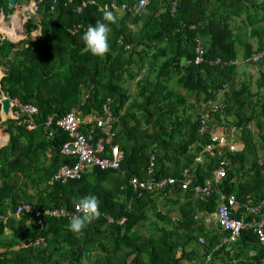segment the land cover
<instances>
[{"label":"trees","instance_id":"obj_1","mask_svg":"<svg viewBox=\"0 0 264 264\" xmlns=\"http://www.w3.org/2000/svg\"><path fill=\"white\" fill-rule=\"evenodd\" d=\"M80 1L70 5L61 1L52 9V0H40L35 15L25 23L28 33L41 29L37 39H18L11 33L9 38L0 36V65L5 68L0 91L38 108L37 127L32 130L12 119L5 122L10 137L0 148V215L14 213L22 201L42 209L73 208L78 198L94 194L101 216L82 237L69 230L66 217L47 216L42 229L31 213L0 220V264H264V247L252 228H245L236 242H224L229 231L206 228L195 213L200 208L216 211L218 192L236 194L242 205H248L249 196L255 203L264 198V92L260 91L264 68L254 90L246 80L235 84L239 71L233 62L238 59L237 42L245 45V58L253 53L242 30L249 27L254 35L264 32V24L255 27L264 19V0H217L218 4L178 0L175 13L171 0H152L139 12H116L118 22L110 25V52L104 57L86 51L81 39L103 13L97 5L77 12ZM9 2L0 0V9L13 11L14 7L7 9ZM235 16L243 28L235 27L238 33L231 24ZM181 21L201 24L178 30ZM198 37L205 43L206 56H220L221 63L187 62L195 57ZM261 42L258 50L263 51L264 62ZM146 69L149 72L142 74ZM126 80L136 82V93L130 92ZM220 92L227 105L213 113L210 130L224 124L243 125L245 149L238 154L229 147L205 151L212 139L210 131L200 133V113L204 103L219 98ZM108 97L117 116L116 141L125 153L121 168L95 167L80 179L49 184L58 167L70 159L60 152L69 134L56 127L49 135L48 116L75 109L102 114ZM153 155L158 178L181 180L189 168L195 182L203 183L214 176L221 159L229 166L208 201L180 183L160 191H136L130 178L145 177ZM161 203H178L179 218L173 219L176 211L165 210ZM242 212L236 210L235 216ZM109 216L115 221L109 222ZM123 217L126 220L120 223ZM244 217L250 220L251 211ZM41 235L46 237L45 246L21 245ZM201 236L204 242L199 241Z\"/></svg>","mask_w":264,"mask_h":264},{"label":"built area","instance_id":"obj_2","mask_svg":"<svg viewBox=\"0 0 264 264\" xmlns=\"http://www.w3.org/2000/svg\"><path fill=\"white\" fill-rule=\"evenodd\" d=\"M39 1L40 0L35 1L34 11L39 8ZM61 1H63L65 5H70L74 0H52L51 8L54 9ZM151 1L152 0H148V3L144 7ZM171 3V11L175 12L178 7V1L173 0ZM139 4L140 0H135L132 3L120 0H105L103 2H99L98 0H81L76 6V11L82 12L89 5H97L101 12L105 6L113 13L121 12L125 9H132L134 12H139L142 9ZM200 24V22L188 23L181 21L178 30L187 27L188 29H195ZM75 31L76 29H74L73 32ZM4 34L7 35L5 37H8L6 32H4ZM129 46L130 45H126V47ZM262 56L263 52H257L253 54V60L258 62ZM192 61L197 64L203 62L219 64L222 62V58L220 56L216 58L207 57L203 39L198 37L195 40V57L193 60L187 59L188 63ZM233 62L238 64L239 60H234ZM261 70H263V68H257V71ZM1 94H3L4 97H9L11 100V118L17 121L18 124L26 126L29 130L37 127L34 114L38 111V108L35 104L23 102L18 97H11L4 92H1ZM112 102V97H108L103 105L102 114H99L97 111L83 114L80 110L75 109L62 116H48L45 121V128L49 135L52 136L54 134L56 127L62 128L69 134V139L61 145L60 152L70 159V161L64 162L58 167L48 180L49 184H54L56 182L66 183L72 179H80L85 172L95 167L104 170L121 168L125 153L120 147V144L116 141L118 131L115 128V122L117 121V116L113 112L111 106ZM226 105V102L222 98H211L204 103V109L200 113V133L204 134L210 131L212 139L211 142L206 144L205 151L214 153L218 147H229V150L238 154L245 149L243 125L224 124L218 125L210 130L209 121L213 113L223 111ZM1 109L3 108L0 103V110ZM1 112L3 113V110H1ZM249 126L251 125L249 124ZM228 166L229 162L226 159H221L214 170V177H207L203 183L195 182V177L191 174L189 168L184 169V178L181 180L175 176L158 178L156 176L155 156L153 155L147 165L146 176L140 177L138 175H133L130 178V183L136 191L145 189L160 191L170 185L180 183L183 189H189L197 198L208 201L216 189L215 186L217 182L226 176ZM237 204L238 198L236 194L220 192V201L215 212V217L218 226L229 231L226 242H236L245 228H252L260 244L264 247V198L255 203L252 197H248V207L252 213V218L250 220H247L244 216H235ZM24 213H31L41 229L45 226V218L47 216L56 218L66 217L70 219L73 215L78 214L75 205L73 208L46 207L42 209L30 202L22 201L17 206L14 213L9 210L6 214L0 215V220L6 222L12 215L16 214L17 216H21ZM178 218L179 216L174 217V219ZM125 220L126 217H123L119 222L123 223ZM108 221L112 223L115 219L109 216ZM200 241L204 242V237L201 236ZM46 244V237L43 235L38 236L35 240H30L29 243H22L23 246H45ZM208 257L210 258V255Z\"/></svg>","mask_w":264,"mask_h":264},{"label":"clouds","instance_id":"obj_3","mask_svg":"<svg viewBox=\"0 0 264 264\" xmlns=\"http://www.w3.org/2000/svg\"><path fill=\"white\" fill-rule=\"evenodd\" d=\"M147 3L148 0H140V8H144ZM102 13V20L89 25L81 37L86 51L97 57H104L110 52V25L118 22L116 15L107 6L102 9ZM75 208L78 214L70 218L68 228L78 237H82L84 230L100 218V201L96 195L89 194L78 198Z\"/></svg>","mask_w":264,"mask_h":264},{"label":"rangeland","instance_id":"obj_4","mask_svg":"<svg viewBox=\"0 0 264 264\" xmlns=\"http://www.w3.org/2000/svg\"><path fill=\"white\" fill-rule=\"evenodd\" d=\"M23 1L26 2V3H29L31 0H23ZM214 3L218 4L219 2L217 0H214ZM12 7H14V9H13L12 13H10V14H16V13H18L21 10L22 3L19 1L18 4H16L15 6H12ZM220 8L222 9V6ZM35 13H36V11H33L32 13L26 14V16L24 18V23H23L24 32H23V34L17 36L18 39H20L22 37H28V36H32V38L37 39L41 35V33H40L41 29L40 28L35 29L34 31H32V33L30 35L29 34L27 35L25 33V32H27V29L25 27V23L27 22V20L30 17L34 16ZM262 13L264 14V11ZM27 16H28V18H27ZM37 19H38V17H37ZM239 21H240V17L239 16H235L234 19L231 20L232 27H233V29L235 30L236 33H238L239 29H237L235 27L243 29L242 28V24ZM7 23H8V21H7ZM260 23L264 24V19L261 22H259V24H256V26H255V27H257L256 29H260V25H261ZM3 31L6 32V33H10L11 31H13L12 25H9L7 30L5 29ZM8 31H10V32H8ZM4 32L1 31L0 35L7 36L6 34H4ZM242 32H243L244 42L251 44V46L253 48V53L251 54V56L249 58H245V51H246L245 45H243V44H241L239 42L236 43V48H237V51H238V59H239V63H238V71H239V73H238V75L236 77V80H235L236 83L235 84L237 86H239L242 80H246V81H248L250 83L252 89L257 90L258 87H259V82H260V78H261V71H257V68H264V62L261 61V60L258 61V62H255L253 60V54H255L257 52H261V53L263 52L261 50H258V47L262 44L261 41H264V32L263 33L260 32L261 34L259 33L257 35H254V33L252 32L251 28H249V27L247 29H245V30H242ZM203 43H204V41H203ZM204 45H205V43H204ZM147 71L149 72L148 69L142 70L141 73L144 74V73H147ZM125 84L130 88V92L131 93H136L137 84H136L135 81L126 80ZM179 90L182 91V92H185V90L183 88H180ZM260 91L264 92V88H260ZM187 95H188L189 101L190 102L193 101L194 97L189 95V94H187ZM222 95H223L222 92H220L218 97L222 98ZM2 126H4V124L0 123V128H2ZM261 154L264 157V150H261ZM161 207L162 208H166V206L163 203H161ZM199 241H200V237H199Z\"/></svg>","mask_w":264,"mask_h":264},{"label":"crops","instance_id":"obj_5","mask_svg":"<svg viewBox=\"0 0 264 264\" xmlns=\"http://www.w3.org/2000/svg\"><path fill=\"white\" fill-rule=\"evenodd\" d=\"M19 1L22 3V10H23V15H24V18H25V16H26V14H29L30 12L29 11H27V9H25V7H26V5H28V4H30L31 2H32V0L29 2V3H26V2H24L23 0H16V4H18L19 3ZM173 0H171V2H172ZM178 1V0H177ZM11 5V6H10ZM12 6H15V5H12L10 2H9V4H8V7H7V9H10V8H12ZM171 7H172V3H171ZM177 9H178V7H177ZM177 11V10H176ZM175 11V12H176ZM172 12V11H171ZM175 12H172V13H175ZM10 13H12V11H5V9L4 8H1L0 9V21H3V23H1V27H2V29L3 30H7V28L9 27V25H13V23L12 22H9L8 21V23H7V21H4V18L6 17V15H11V16H13V15H16V14H10ZM27 18H28V16H27ZM23 31H24V25H23ZM3 32V31H2ZM8 32H10V31H8ZM11 34H13V35H16V36H19V34L18 33H16L14 30L13 31H11L10 32ZM27 35L29 34H31V33H28V32H25ZM40 33H41V30H40ZM1 36V35H0ZM2 36H4V35H2ZM5 37V36H4ZM9 38V37H8ZM29 38V36L27 37V39ZM237 60H239V59H237ZM238 65V64H237ZM0 74H1V76H0V80H1V78L5 75V68L2 66V65H0ZM1 92H4V91H0V99H2L4 96H3V94H1ZM5 93V92H4ZM6 94V93H5ZM6 97V96H5ZM0 102H1V100H0ZM204 109V105H203V108H202V110ZM1 110H3V109H1ZM1 110H0V123H3L4 124V126H2V128H0L1 130H0V133H1V136H0V141L2 142V144L0 145V148L2 147V146H4V145H6L7 143H8V140H9V137H10V134L5 130V128H6V124H5V122L6 121H8V120H10V119H12V120H14L13 118H11V111L9 112L10 114H8L7 116H4V110H3V113L1 112ZM21 125V124H20ZM4 130V131H3ZM4 142V143H3ZM198 160L199 161H203V156H199L198 157ZM214 177V176H213ZM216 179H218V178H216ZM218 191H220V190H218ZM218 193H220V192H218ZM181 200H183V198H181ZM243 203L241 202V201H239L238 200V204H237V206H236V210H243V212H242V216H248L249 214H250V209H249V207H248V205L245 203V205H242ZM166 206V208H164L165 210H167L168 208H173L175 211H176V213H174L173 214V216H172V218L174 219V217H176V216H179V215H177L178 213V203H176V204H172V206H167V205H165ZM215 212L216 211H214V212H207L206 210H203V209H198L195 213H196V216L198 217V218H200V219H203L204 220V224H205V227L206 228H208V229H210V228H214V229H216V227L218 226V224H217V222H216V217H215ZM202 237H204V236H202ZM205 238V237H204ZM226 239H227V237H223V241L224 242H226ZM186 263V262H185Z\"/></svg>","mask_w":264,"mask_h":264},{"label":"bare ground","instance_id":"obj_6","mask_svg":"<svg viewBox=\"0 0 264 264\" xmlns=\"http://www.w3.org/2000/svg\"><path fill=\"white\" fill-rule=\"evenodd\" d=\"M35 1L36 0H32V2L28 5H26V7H25V9H27V11H29L30 13H32L34 11ZM7 21L13 23L12 28L16 33H18L19 35L23 34V32H24L23 31L24 15H23L22 8L16 15L11 16L10 19ZM0 76H1V74H0ZM0 103H1V107L3 108L2 100ZM3 114H4V116H7L5 114V112ZM0 136H1V133H0ZM1 144H2V142L0 141V145Z\"/></svg>","mask_w":264,"mask_h":264},{"label":"water","instance_id":"obj_7","mask_svg":"<svg viewBox=\"0 0 264 264\" xmlns=\"http://www.w3.org/2000/svg\"><path fill=\"white\" fill-rule=\"evenodd\" d=\"M10 3L12 5H16V0H10ZM10 16L11 15H6L5 18L9 19ZM1 100H2V104H3V110H4L5 114L8 115L10 112L11 100L9 97H3Z\"/></svg>","mask_w":264,"mask_h":264}]
</instances>
